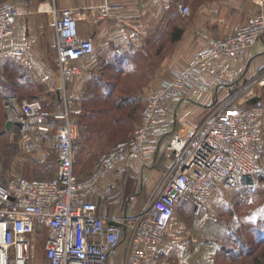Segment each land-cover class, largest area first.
<instances>
[{
    "label": "built area",
    "instance_id": "1",
    "mask_svg": "<svg viewBox=\"0 0 264 264\" xmlns=\"http://www.w3.org/2000/svg\"><path fill=\"white\" fill-rule=\"evenodd\" d=\"M177 10L182 16L190 12L184 5ZM17 16L13 2L0 1V54H22L6 50ZM54 31L55 75L65 92V84L78 74L75 63L91 56L94 47L91 39H79L70 11L54 12ZM263 35L264 16L258 14L226 39L205 37L207 50L147 99L131 137L100 155L85 178L74 174L77 130L67 109L52 113L39 100L6 97L7 122L43 134L56 125L57 169L51 179L15 178L0 184V264H108L124 232L130 246L127 264H160L178 205L191 204L199 228L215 222L205 207L215 189L236 188L257 172L264 158V95L253 90L254 85L264 88V68L244 89L212 107L194 130L172 133L165 147L171 164L139 215L107 220L99 216L97 201L111 197L112 189L102 182L112 173L131 168L139 158L153 157L158 142L171 132L170 125L161 121L168 107L181 101L190 87H206L200 67L244 56ZM39 242L43 256L37 259Z\"/></svg>",
    "mask_w": 264,
    "mask_h": 264
},
{
    "label": "crops",
    "instance_id": "2",
    "mask_svg": "<svg viewBox=\"0 0 264 264\" xmlns=\"http://www.w3.org/2000/svg\"><path fill=\"white\" fill-rule=\"evenodd\" d=\"M10 1L16 5L18 16L13 39L8 42L6 50L22 54L19 57L0 54V66L14 62L28 69L35 82L45 85L46 91L41 94L44 97L39 100L43 107L52 113H63L67 109L71 121L82 119L88 107H95L93 101L97 96L148 99L176 73L187 70L195 55L207 50L205 37L226 39L249 18L258 14L264 16V0ZM178 5L188 7L189 14L180 15ZM64 10L73 14L79 39H91L94 47L91 56L75 63L78 74L65 84V106L56 98L58 80L53 27L54 12ZM263 68L264 35L244 56L200 67L206 87H190L183 93L181 101L168 107L161 121L170 125L171 132L158 142L153 157L148 160L139 158L131 168H120L102 182L103 187L112 189V195L104 201H97L99 216L110 220L139 215L148 206L171 164L172 157L165 147L172 133L194 130L205 117L204 112L209 113L216 104L236 95L242 85L254 80ZM109 109L117 112L111 107L106 110ZM128 110L129 105L124 103L120 111ZM135 111L138 114L135 119L132 114V130L126 137L117 133L113 139L103 136L91 142L98 146L109 145L111 149L128 140L140 120L139 110L136 108ZM3 121L6 132L29 128L10 124L7 129L6 118ZM51 127L52 130L55 128ZM53 154L57 169L54 148ZM94 166L93 163L84 172L78 165L74 174L85 178ZM128 177L137 179V183L133 193L123 198L119 192ZM238 186L230 191L215 189L205 205L215 222H209L203 228H199L189 202L178 205L166 231L165 256L160 264H264V220L259 218L249 230H245L252 237L249 246H237L240 242L238 231L244 230L239 226L242 221L237 217L236 199L241 202L246 197V202L251 203L255 198L253 186L247 183ZM120 203L124 204L122 208L117 205ZM103 206H112L111 211L101 209ZM128 251L130 246L124 232V239L109 255L108 264H127Z\"/></svg>",
    "mask_w": 264,
    "mask_h": 264
},
{
    "label": "rangeland",
    "instance_id": "3",
    "mask_svg": "<svg viewBox=\"0 0 264 264\" xmlns=\"http://www.w3.org/2000/svg\"><path fill=\"white\" fill-rule=\"evenodd\" d=\"M35 10L36 9H33V11ZM51 15L53 14L51 13ZM56 84V98H58L60 104L65 106V104L67 103V95H64L62 85L60 84L59 80L56 81ZM247 84L248 83H244L242 85V89H244ZM253 90L255 92L257 91V94L264 95V88H261L260 86L254 85ZM44 91H46L45 85L35 82V77L31 75L28 69L21 68L17 63L14 62H11V64L8 63L7 66H0V184H4L7 181L15 178H25L28 180H46L53 178L55 175L56 165L53 148L55 147L56 143V125H53L55 126L53 130L52 127H50V130L46 135L38 134L37 130L31 127L18 129L12 132H6L3 127V120H5L6 118V114L3 108V101L7 96L13 95L21 101H29L31 99L42 100L44 95L41 94H43ZM58 92L60 93V95ZM30 95H32L33 97L31 98ZM52 97L55 98V96ZM121 100L125 104L129 105V110L113 112L112 117H114V119L118 118L121 122L118 123V128L107 129L106 131H104V133L106 134L105 137L107 139H112L113 136H116L115 134L117 133L121 135L123 134V136L126 137L132 130L130 129V120L132 114H134L133 118L135 119V115L138 114L135 111V109L137 108L139 110L140 116L147 99L132 100V98H123L119 96H97V99L93 101L95 107L87 108V111L90 112V114L87 116L88 118L84 117L82 119L77 118L76 120H73L77 130L74 140V168H77L76 166L79 165L82 167V170L84 172H87V168L90 165H93V163L95 165L98 157L101 154L108 152V149L111 146L106 144L98 146L97 144L92 143L91 140L95 141L97 139L96 137H91L95 133L96 129L91 130L93 132H90L89 134L87 128L91 123L96 125L97 121L102 118L101 116H98L95 117L96 119H94L91 113H96L102 109H108V107H115L118 103L121 102ZM132 108L133 111H131ZM207 114L208 112H204L205 117ZM89 117H91V119ZM107 119L108 118L104 117V120ZM96 147H100V149H96ZM136 183L137 179L128 177L124 187L119 192V196L122 195L123 198L130 196L133 193L132 189L136 185ZM244 183L253 186L252 194L255 195V198H253V202L251 203L246 202V197L241 200L242 203L238 199H236L238 201L236 203L237 217L242 221V224L239 223V226L243 228L242 230H244V232L238 231L237 238L240 242L237 243V246H249L251 244L250 241L252 237L250 233L246 232L245 230H249V227L252 226L254 222H257L259 218L261 220H264V158L258 166L257 172L253 176L244 178L240 184L242 185ZM113 194L115 196L116 191L113 192ZM123 201H125V199H123ZM117 205H119V208H122L124 204L120 203ZM111 207L112 206H103L101 209H106V211L109 213L111 211ZM253 246L254 245H252V247ZM42 256V242H39L36 251V258L40 259Z\"/></svg>",
    "mask_w": 264,
    "mask_h": 264
},
{
    "label": "trees",
    "instance_id": "4",
    "mask_svg": "<svg viewBox=\"0 0 264 264\" xmlns=\"http://www.w3.org/2000/svg\"><path fill=\"white\" fill-rule=\"evenodd\" d=\"M34 84V83H33ZM13 96V95H12ZM30 97L32 98L33 96L32 95H30ZM31 100H35V99H31ZM30 101V100H29ZM123 101L121 100V102L120 103H118L117 105L118 106H115V107H111L112 109H117V111H120L121 110V108H123V105H124V102L122 103ZM93 108V107H92ZM110 108V107H109ZM91 110V109H90ZM114 111L113 110H111V109H109V110H106V109H102V110H100V111H98V112H96V113H91L92 114V117L94 118V119H96L95 117H98V116H101L102 118L101 119H99L98 121H97V124L96 125H94V124H89V126H88V128H87V131L89 132V134H90V132L92 133L93 131H91V130H93V129H96V131H95V133L93 134V136H91V137H96V138H101V137H105L106 136V134L104 133V131H106L107 129H112V128H118V123H120L121 121L117 118V119H114V117H112V113H113ZM90 114V112L89 111H85V116L84 117H86V118H88L87 116ZM83 117V118H84ZM104 117H106V118H108L107 120H104ZM90 119H91V117H89ZM94 119H92V120H94ZM88 122H90V121H88ZM98 122H100V124H98ZM88 134V135H89ZM116 135V134H115ZM90 136V135H89ZM115 136H113V138H114ZM106 138V137H105ZM112 138V139H113ZM264 240V239H263ZM262 240V241H263ZM261 241V242H262ZM242 248H243V246H242ZM241 248V249H242Z\"/></svg>",
    "mask_w": 264,
    "mask_h": 264
},
{
    "label": "water",
    "instance_id": "5",
    "mask_svg": "<svg viewBox=\"0 0 264 264\" xmlns=\"http://www.w3.org/2000/svg\"><path fill=\"white\" fill-rule=\"evenodd\" d=\"M10 124H11L10 122H7V126H6L7 129L9 128ZM108 224L111 225L113 223L112 222H109Z\"/></svg>",
    "mask_w": 264,
    "mask_h": 264
}]
</instances>
